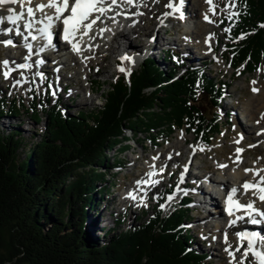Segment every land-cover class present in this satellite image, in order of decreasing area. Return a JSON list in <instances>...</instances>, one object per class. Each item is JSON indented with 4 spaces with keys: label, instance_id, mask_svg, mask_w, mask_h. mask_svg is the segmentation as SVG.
<instances>
[{
    "label": "trees",
    "instance_id": "1",
    "mask_svg": "<svg viewBox=\"0 0 264 264\" xmlns=\"http://www.w3.org/2000/svg\"><path fill=\"white\" fill-rule=\"evenodd\" d=\"M236 9L241 14L229 20V53L245 75L264 65V0H236ZM174 54L166 55L167 69L149 56L119 75L102 106L90 112L64 113L49 92L29 105L0 92V264H209V256L193 247L186 206L164 211L159 205L148 219L124 229L120 219L117 229L106 230L98 228L99 215L89 220L97 192L108 189L98 190L108 151L131 146L123 143L125 131L145 133L155 145L185 126L208 144L221 133L222 96L230 85L206 67L177 63ZM200 94L208 96L211 114L199 107ZM24 115L44 120V130L34 133L38 139L22 156ZM13 120L19 123L3 126Z\"/></svg>",
    "mask_w": 264,
    "mask_h": 264
},
{
    "label": "rangeland",
    "instance_id": "2",
    "mask_svg": "<svg viewBox=\"0 0 264 264\" xmlns=\"http://www.w3.org/2000/svg\"><path fill=\"white\" fill-rule=\"evenodd\" d=\"M165 1L166 2L162 3L160 6L164 7V11L161 13L156 12L154 14L150 12H140L143 14V17L141 16L143 23H140L137 26V30H135V32H130L131 30L129 29L131 27L126 24V32L128 34L126 37H124V39L120 38L118 41L112 42L111 38L108 37L107 40L110 41L109 46L112 45L110 46V48L112 47V50L106 51V48L100 49V52L91 56V59L88 61L82 57L79 58V63L83 66L87 67L89 62L93 63V67L90 71L91 77L89 79H93V82L95 80H98L99 82H94L95 93L88 91L87 96L84 89H82L81 85L77 84V82L70 84L71 88L65 94L59 92L58 100H61L63 105L62 110L64 113L75 114L80 110H86L90 112L100 108L104 102L103 94H105L109 89V83L119 77L120 74H130L132 71L138 69L141 64L140 61H144V59L148 56H154L159 59L161 64L166 69L170 66L171 61L166 60L167 52L170 50V48H167V46L173 47L175 50L178 48V51L183 49L182 44L185 40L184 36L186 34L187 28L185 27V24H180L178 20L180 14L178 13L177 9L182 3V0ZM155 2H159V0H155ZM226 3L227 0H221L220 6H218L219 13L217 15V22L222 23L223 20H225L226 23L217 27L219 41L217 42V53L214 55L215 62H211L209 59L213 57L212 55L208 58L210 64L207 68L209 75L214 76L216 79L224 80L230 85L228 91L231 93V96L224 98L222 102V110L220 112L222 122L221 133L216 135L209 145H206L202 142L200 137L198 138L193 131H188L185 126L182 129H176L170 136H162V138L159 140V146H157L148 139L149 137L145 135V133H141L138 137L133 136L129 130L125 131L126 140H124L123 143L130 144L131 146L126 150L120 151L119 148L121 145H118L115 147V149L108 151L107 167L99 169V172L105 170L107 171H105V179L98 181V190L105 187H108V189L103 192H97L96 199L98 202L97 204L95 203V207L89 210V220L95 218L96 216L98 217L99 215V219L101 220L98 224V228H104L106 230L108 226H111L117 229L116 221L118 219L123 222L121 229L126 228L129 224H135L139 222V220L142 218L146 220L158 209V205H156V200L158 198H164L163 202L161 203V205H164V207H160L164 209V211H167L172 206H170L171 201L174 199L173 201L177 202L181 197L180 194L185 193L186 191L193 192V197L196 198L198 196L197 191L204 189V183L206 187L211 190V193L204 191L207 198H209L212 194L217 195L220 185H216L214 187V191H212V188L207 186L206 182L208 181L206 179V175L209 170H215L217 175L220 174L221 168L216 167L219 162L227 163L231 161H237V148L244 149V158L250 162L249 164L255 161L257 164L264 162V149L262 148L264 136L258 135L259 132L257 131V128L259 126H255V122L251 120L246 122V119L243 115V106L257 94V92H253L252 89H264V65L262 64L259 70L245 75L240 73L242 67L233 68V66H230V53L228 52V44L231 41L229 38V31H226L229 26V23L227 22L229 20L227 15L229 10L225 8ZM169 5H172V7H169ZM186 6L189 7V9H192L190 8L192 5H188V3ZM169 9L171 11H168ZM182 10L185 12L184 9ZM230 11L236 12L235 8L230 9ZM192 14L193 13H186V15L190 16L187 17V20L185 19V21H183L188 23L189 20L190 24L193 23V18L191 16ZM135 15H138V13L136 12ZM161 16H165L164 19H166L168 16L173 17L176 21V24L173 25V23H164L162 26L159 25V29H157V31L153 32V27L155 25L158 26L159 22L161 21ZM213 23L215 24V22ZM148 26H151L152 30H148ZM124 28L125 27H123V29ZM166 32H169V34ZM156 37L157 45L159 44V49L154 53L151 51L150 45L154 44ZM188 37H186V40L190 39L188 40V43L191 45V47H193V49H197L195 48L198 41L196 35L189 33ZM170 38L171 40L176 39L177 43L175 45H169L168 43L171 41ZM126 39L129 42L131 41V48L124 47L126 44L124 43ZM214 40L216 42V38H214ZM186 43L187 41H185V44ZM134 48H138V50L135 51ZM92 49H95V46H93ZM145 49L150 51V54L147 57L144 56ZM22 53L23 51L19 52V56L22 57ZM11 54L13 55L14 53L10 52L8 49L2 48L0 45V62H2L7 55ZM182 54L186 55L187 52L183 51ZM128 55L132 57V60H127V64H121V67L125 69V71L122 72L120 71L121 67H117L115 65V60L118 56L124 57ZM195 57L196 56H194V58ZM200 63L201 62H199L197 65H200ZM69 64L71 67L77 66L75 61H70ZM186 64L189 65L191 63L187 62ZM3 68V65L0 64V92H2V94H5L10 99H13L14 97L20 98L25 101L27 105L31 103L34 96H44L45 89L41 86L43 85V83H41L42 81H38L35 78H32L30 81L29 79H25L24 74L21 73L17 74L20 78L18 76V78H15L16 75H12L10 79H7L3 75ZM63 68H65L64 70L66 71V74L69 75L67 67L63 66ZM26 75H28V73ZM77 78L83 80V83L88 88L90 85H92V81H89L86 75H79ZM18 79L19 81L22 80L19 84L16 83ZM54 81H57V77L55 76ZM253 81L256 83L253 84ZM32 82L33 90L31 92ZM63 85H68L67 79L64 80ZM61 86L59 85V87ZM51 89L52 88L50 86V90ZM75 91H78L79 95H74ZM53 102L54 98L52 97V103ZM198 105L207 114H211L214 110L211 102L208 99V96H204L202 94H200L198 97ZM39 109L41 115L43 118H45L42 108L40 107ZM226 112H230V117L226 115ZM20 120L19 129L24 137L25 143L21 149V153L22 156H24V153L29 150L30 144L38 139L35 137V134H38L44 130V120L38 123L27 115L22 116ZM18 123V120H13L12 123L6 121L3 126L10 129L11 125ZM260 126L262 127L263 123ZM244 128H247V130L250 131L249 138L244 137V134L242 133V129ZM185 130L187 131L185 132ZM185 136L191 140L193 139L192 141L194 142L185 145V147L180 151H173V154H168L169 147L177 141L183 140ZM241 136L243 137L242 140H240ZM257 136H260V138L256 141L254 138ZM236 140H240V143H235ZM249 145L256 146L249 147ZM193 155H195V157L192 159ZM155 156L158 157L156 160L158 163H160V166L157 169H159V171H166V174L161 178V180H155L159 181L158 183L147 187L146 190L148 193L144 194L142 197L136 195L137 198L135 200L130 197L131 200L128 203L123 202L122 198L124 196H129L127 193L128 189L137 185V181L145 180L144 177L148 171L146 170V173L142 174L145 172L144 166L148 167L150 160H154L153 158ZM169 156H179L181 159L179 161H173L169 158ZM165 159L169 161L167 165L162 164ZM118 162H121V164ZM203 163H206L205 167ZM122 164L123 166H121ZM227 167L231 172L236 169L233 168L235 166H229L228 164ZM183 174H185V178H183ZM229 178L231 177L229 176ZM173 182H175L174 190L171 192L167 191ZM169 196H172L173 199L168 200ZM199 197L201 196L199 195ZM220 201L222 200L220 199ZM216 202L218 203V201ZM145 204L147 206H145ZM194 204L198 205L194 201L190 204L189 207L191 209L188 210L191 218L186 222L187 228L193 233L194 236L195 243L193 247L199 252L206 253L209 256L207 259L209 264H227V261L230 259H228L229 253L226 251V249H228L229 246H225V243L223 244V246H225L223 248V252H226L228 258L225 256V258L222 259L220 258L222 253L217 255L219 251L215 250L213 247L214 242H222L224 238L223 231L218 229L216 230L215 220L217 221L218 219L212 217L210 219H204L203 216L205 215V211L203 205L201 204L200 206L199 201L197 210H193ZM221 206L224 208L223 202H221ZM261 210H264V205L261 206ZM247 221H245L244 224H247ZM244 226L250 225L248 224ZM101 234L103 235V232L96 233L98 236H101ZM233 236L234 233L230 237L231 240ZM227 243L229 244V242ZM231 244V247L233 246L234 248H232L235 249L238 241L232 240ZM246 246L242 247L241 251L236 253L237 261L240 260L241 252H243ZM248 259L251 260L252 257L249 256Z\"/></svg>",
    "mask_w": 264,
    "mask_h": 264
},
{
    "label": "bare ground",
    "instance_id": "3",
    "mask_svg": "<svg viewBox=\"0 0 264 264\" xmlns=\"http://www.w3.org/2000/svg\"><path fill=\"white\" fill-rule=\"evenodd\" d=\"M165 2H166L165 0H159V2H155V0H136L134 5L119 4V3L117 5H120L121 7L126 8L128 13H132L134 15V16H132L133 18L129 21L130 23H128V24L131 25V28L129 29V30H131L130 32H135V30H137V26L140 23H143V19H142L143 14L140 12H150V13H154V14L156 12L161 13L164 11V7H160V6L162 3H165ZM220 2H221V0H213V4L216 5V8H215L216 14L215 15L210 10L212 6L209 5L208 3H206V0H182V3L178 7L177 10H178V13L180 14V17L178 18V20L182 19L185 21V19L187 20V17L190 16V15H186V13L187 14L193 13L191 15L193 18V23L190 24L189 20H188V23H185V27L187 28L186 29L187 31H186V34L184 37H188L187 36L188 32H192L193 35H196V38L198 39L199 42H198V44H196L197 49L195 50V52L204 53V50L202 48V45H204V44L208 45V47L212 48L214 53L217 51L216 50L217 42L219 41V38L217 35V27L221 26L223 24V22L222 23L217 22V15L219 13L218 6H220ZM187 3H188V5H192L190 7L192 9H189V7L186 6ZM7 7L15 8L17 12L20 11V5L19 4L8 5L5 7V9H0V17H6L7 15L10 14L6 11ZM25 7H27V5H25ZM116 7H119V6H116ZM182 9H184V11L186 13L183 12ZM47 11L49 12V14H51V10H47ZM168 11H171V10L169 9ZM136 12L138 13V15H135ZM205 13L208 14L210 20L215 22V24L213 22H209V21L204 19ZM41 17L42 16H40L38 14V19H43ZM164 17L165 16L160 17L161 21L159 22L158 26L155 25L153 27V32L157 31V29H159L158 28L159 25L162 26L164 23H173V25L176 24V21L173 17L168 16V17H166V19H164ZM139 19H140V21H139ZM5 22H8V21L5 20L4 23ZM25 22H26V20H22V21L17 22V25L18 24L20 25L21 30H25L23 27V24ZM103 22H104V27H106V28L110 27L111 28V30H110L111 34L110 35L114 36L113 41H118V39H120V38L124 39V37H126V35L128 34L126 32L127 26H125L124 29L123 28L119 29L117 27L112 28L113 25H111V24L105 25L107 23H105L104 17H101V20L98 21L96 25H94L92 31L90 32L93 34L94 37L99 36L98 32L101 31V29L103 28L101 26V23H103ZM160 23H162V24H160ZM39 28H41V27L36 26V29H39ZM55 28H56V26L53 27V29H52L53 32L55 31ZM147 28H148V30L149 29L152 30L151 26H148ZM119 30H121V31L119 32ZM26 31L28 32V30H26ZM32 34L36 36L35 40H40L42 46L43 45L46 46V49H45L46 54H44L42 56V66L40 69V72L42 73L43 78H40L39 76L36 75L39 73L37 69H33V72L31 70H26L25 72L23 71L21 73V74H24L25 79H29L31 81L32 78H35L38 81L39 80L42 81L41 83L44 84L43 80L48 79V77H51L52 75L55 76L56 68H49V67H55L54 65H52L50 63L56 59V60H58L57 63L60 66H64V67L66 66L67 67V70L69 73V75H67L66 71L64 70L65 68H63V67L59 68V72H58L57 76L60 78L59 83L62 82L61 84H59L60 86L62 85L60 88H63V87L66 88L68 85L72 84L73 82H77V84H80L81 88L84 89L86 96L88 94V91H94L95 90L93 79H89L91 77L90 71L93 67V63L89 62V65L87 67L81 65L79 63V57L74 54L76 52L70 50L72 45L70 43L65 44L64 43L65 41L62 39V37H60L56 34H55V37L53 38L52 45H49V46H48L47 37L45 35H43L40 32H37V33L32 32ZM88 37H89V35L84 36L82 39L79 36L77 37V40L79 41V44H80V48H82V50H83L82 58H84L85 60H87V61L90 60L91 56L98 54L100 52V49L106 48V51L112 50V47L110 48V46H112V45L109 46L110 41L107 40V38L110 36L103 37V39L96 38L94 41V44H93V46H95V49H90V48H87L86 46L85 47L83 46V44L86 45V43H87L86 38H88ZM90 38H92V37H90ZM214 38H216V42H215ZM8 39H12L14 41V46H5L3 43H0L2 48L8 49L10 52L14 53L13 55L12 54L7 55L6 58L3 59V61L7 60L10 62L9 68L15 69V70L10 72V75L7 79H10L12 75L13 76L16 75L15 78H18L19 76L17 74H19L20 72L18 71V68L16 66L19 65V63L26 60V56L29 54V53H27L28 49L25 47V42H23V40H21V37L15 36L13 34H11L9 37H7L6 33L0 31V41H5ZM158 39H159V37H158ZM57 41H58V43H57ZM27 43L32 44V42H29V40L27 41ZM124 43H126L124 46L125 48H131L132 47L131 41L129 42L127 39ZM176 43H177V41H176V39H174V40L169 41L168 44L169 45H175ZM158 45H157V37H156L154 40V44L150 45L151 51H153L154 53L156 50L158 51V49H159ZM187 45L188 46H186V48L180 49V52L186 51L187 54L183 57V60L185 59L184 61L193 63V62H195L194 56H196V58H197V55L194 53L193 48L191 50V46L189 44H187ZM49 48L52 49V52L55 54H49V53L47 54ZM167 48H170V46H167ZM64 50H66L65 52H67V54H68V58H66V59H63L62 55H60L62 53L64 54V52H62ZM134 50L137 51L138 48H134ZM21 51H23L22 57L19 56V52H21ZM125 51H126V49H125ZM54 55H56V57H53ZM128 56H130V55H128ZM187 57L190 59H188ZM209 57H211V55ZM147 58H145V59H147ZM34 59H36V58H33L32 60L34 61ZM70 61H75L77 66L71 67L69 64ZM25 64H27V63H25ZM3 70L5 71L7 69L3 68ZM27 73L29 76L26 75ZM79 75H83V76L86 75L87 79L89 81H92V85H90L88 88L83 83V80H81L80 78H77V77H79ZM66 79L68 81L67 86L63 85L64 80H66ZM18 81H19V79H18ZM20 81H22V80H20ZM74 95H79L78 91H75ZM70 98H71V96H70ZM243 107H244L243 115H244V118L246 119V122H249L250 120L254 121L255 126H259L257 128V131L259 133H261V131L264 130V89L259 90L257 92V94L255 96H253V98H251L250 101H248ZM262 123H263V126L261 127L260 125ZM242 133L244 134V137L249 138L250 131L247 130V128L242 129ZM261 136H264V134H261ZM259 138H260V136H257L256 138H254V140L257 141ZM192 140L190 138H188L187 136H185L183 138V140L177 141L176 143L172 144L169 147L168 154H173V151H180L181 149H183L185 147V145L193 143L194 141H192ZM262 148L264 149V141L262 143ZM239 155H240V160L242 162H237V161H235V162L231 161V162H227V163L219 162L216 167L221 168L220 174L217 175L215 173V170L214 171L209 170V172L206 175V179L208 181V182H206L207 186L212 188V191L216 185L222 186L223 191H224L223 195L217 194L216 196H214L212 194L210 196V198L208 199L206 197L204 191L211 193V190H209V188L206 187L205 183H204V186H205L204 189H200L197 191L198 195H200L202 197V199L204 198L203 200H200V206L202 204L204 207V211H205V215L203 216V218L204 219H207V218L210 219L211 217L217 218L218 220L217 221L215 220L216 230L218 229L220 231L221 230L223 231V234H224L223 241L222 242H218V241L214 242L213 247L215 250L219 251V253H217V255L222 253L220 255L221 259L225 258V256H226V258L229 257L228 259H230V260H228V261L226 260L227 264H232V261H231L232 257L231 256L227 257L226 252H223V248L225 246L232 245L231 244L232 240L235 241V235L237 234V232H244V231L256 232V231H254L255 229H251V226H244V227L240 226L238 223L241 222V220H237V223L235 225H232L231 221L234 219H237V217L244 216L245 211L243 209L235 210L232 215L225 216L223 206H221V202H223L224 205L228 207V196L230 195L231 189H233V188L241 189V186L246 181L255 182V180L259 179V176L254 177L252 172L246 173L245 169H264V162L257 164V162L255 161V162H251V164H249L250 162L246 158H244V152L239 154ZM155 157H157V156H155ZM194 157H195V155L192 156V159ZM170 159H172L173 161H179L181 158L179 156H176V157L172 156ZM168 162L169 161L167 159H165L162 162V164L167 165ZM227 164L229 166H235L233 168H236V169L231 172L228 169ZM203 165L205 167L206 163H203ZM220 165H226V167H220ZM159 166H160V163H158V161L156 159L150 160L148 167L144 166L145 172L142 173V174H145L146 170L148 171V173H146V175L144 177L145 180L148 181V183L141 184V185H135L134 187L132 186L131 188L128 189L127 193L132 192L134 195H139L141 197L144 194L148 193L146 190L147 187L151 186L153 184L152 183L153 181L158 180V179L161 180V178L166 174V171H159V169H157V168H159ZM149 173H153V174L149 175ZM260 175H264V172H260ZM182 176H183V178H185V174H183ZM229 176L231 178H229ZM253 191L254 190H250L247 195H243L242 191H238L236 194V197H234V199H238L241 204H246L247 202L254 200L255 201V207L261 210V206L264 205V202H261L259 199H257V196L253 195ZM257 195H259V193H257ZM220 199L222 201H220ZM130 200H131V198L129 196H124L122 198V201L125 203H128ZM216 201H218L219 204ZM196 203H197V201H196ZM222 216H223V218H222ZM245 219H247V218H245ZM256 230H257V233L264 235V227L261 229L258 228ZM233 233H234V236L232 237V240H231L230 237ZM225 235H227V242H229V244L225 241ZM224 243H225V246H223ZM245 246H246V244L244 243V247Z\"/></svg>",
    "mask_w": 264,
    "mask_h": 264
},
{
    "label": "snow or ice",
    "instance_id": "4",
    "mask_svg": "<svg viewBox=\"0 0 264 264\" xmlns=\"http://www.w3.org/2000/svg\"><path fill=\"white\" fill-rule=\"evenodd\" d=\"M136 0H0V9H5L8 5H20V11L17 12L15 8L7 7L6 11L10 13L6 17H0V24L4 23L5 20L17 24V22L26 20L23 24V27L28 30L27 34L22 32L19 27L15 29V35L21 36L23 41L25 42V47L29 52L32 50V44L27 43L29 37L32 40L36 39V36L32 34V30L36 29L37 24H43L42 28H39L38 31L45 35L48 40V44L52 45L53 42V33L52 29L54 26H58L59 32L62 33V39L72 45V49L75 52H80V44L77 40L79 36L81 39L84 36H88L92 31L94 25L97 24L98 21L101 20V17L106 16L109 11L112 10L113 5L119 4H127L134 5ZM206 3L211 5V11L215 15L216 5L213 4V0H206ZM27 5V7H25ZM172 7V5H169ZM236 3L235 0H227L225 8L229 11L227 12L228 18L231 19L233 17L239 18L240 12H232L230 9L235 8ZM47 10H51V14ZM224 11V10H222ZM38 14L43 17V19H38ZM204 19L213 22L210 20L207 13L204 15ZM260 27H264V24H261ZM106 29H101V32ZM8 33H12L14 31L13 28L6 29ZM226 31H231V28L226 29ZM245 38L244 35L240 36L239 39ZM75 41V42H74ZM5 46H14V41L12 39H8L5 41H0ZM43 51V49H41ZM121 59L131 61L132 57L124 56ZM9 61L5 60L0 62L3 67L7 70L3 71V75L5 78H8L10 72L15 70L9 68ZM18 68H30L31 64H20L17 65ZM120 71H125L123 67L120 68ZM17 84L20 81L16 82ZM253 84L256 82L253 81ZM253 92H258L259 89L253 88ZM53 95L56 93L53 92ZM264 134V130L258 135ZM243 137L241 136L240 140ZM240 140H236L235 143L239 144ZM256 145H249V147H255ZM203 150V149H200ZM244 152L243 148H237L236 153L237 161L242 162L240 160L241 153ZM169 158H171L169 156ZM153 159H158V157H154ZM220 167H226V165H220ZM245 172H252L254 177L259 176L258 180L255 182L246 181L241 189L233 188L231 189L230 195L228 196V213L232 215L235 210L243 209L245 211L244 216L237 217L231 221L232 225L237 223V220H244L245 218L251 224L258 225L264 223V210H260L255 207V201H249L246 204H241L238 199H234L238 191H242L243 195H247L250 190L253 191V195L257 196L261 202H264V175H260V172H264V169H245ZM153 173H149L152 175ZM159 181H153L152 183H158ZM148 183L146 180L137 181V185ZM259 193V195H257ZM129 197L135 200L137 197L132 192L128 193ZM173 197L169 196L168 200H172ZM145 206H147L145 204ZM164 207V205H161ZM238 244L236 248L233 250L231 245L226 251H228L229 256L232 257V264H264V235H261L257 232H239L237 233ZM225 241L227 242V235H225ZM246 241L247 247L244 248L243 252H241V258L239 261L236 260V253L241 251V248L244 247V242ZM251 256L252 259L249 260L248 257Z\"/></svg>",
    "mask_w": 264,
    "mask_h": 264
}]
</instances>
